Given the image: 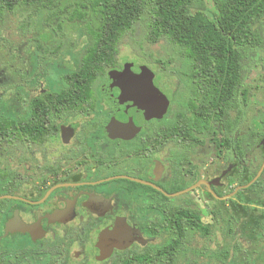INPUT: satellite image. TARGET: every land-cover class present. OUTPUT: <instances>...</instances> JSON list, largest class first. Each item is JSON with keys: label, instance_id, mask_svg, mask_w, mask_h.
<instances>
[{"label": "flooded vegetation", "instance_id": "obj_1", "mask_svg": "<svg viewBox=\"0 0 264 264\" xmlns=\"http://www.w3.org/2000/svg\"><path fill=\"white\" fill-rule=\"evenodd\" d=\"M255 56L233 77L183 61L169 83L128 64L151 72L150 93L169 101L162 118L146 121L136 105L104 94L109 75L122 83L128 66L66 108L64 78L45 87L31 65L11 124L0 126V264H264ZM112 227L125 229L129 247L99 246Z\"/></svg>", "mask_w": 264, "mask_h": 264}, {"label": "trees", "instance_id": "obj_2", "mask_svg": "<svg viewBox=\"0 0 264 264\" xmlns=\"http://www.w3.org/2000/svg\"><path fill=\"white\" fill-rule=\"evenodd\" d=\"M211 2L212 9L205 0H0V15L31 9L41 21L38 26L50 30L34 37L31 45L36 77L44 75L49 59L63 49L51 39L70 38L74 30H81L87 47L77 69L63 77L61 93L67 108L75 101L74 93L80 104L89 100L96 80L117 68L123 36L145 15L151 19L152 43L165 39L188 59L208 63L214 75L235 76L234 70L251 50L264 53V0ZM73 78H79L76 89ZM10 124L9 114H0V126Z\"/></svg>", "mask_w": 264, "mask_h": 264}, {"label": "rangeland", "instance_id": "obj_3", "mask_svg": "<svg viewBox=\"0 0 264 264\" xmlns=\"http://www.w3.org/2000/svg\"><path fill=\"white\" fill-rule=\"evenodd\" d=\"M212 9L211 0H205ZM33 11L19 8L14 13L6 12L0 15V114H8L13 109V100L24 98L28 72L31 69V54L34 50L32 42L37 35L51 33L41 28L39 17H34ZM151 19L145 15L134 28L126 33L120 44L117 56V67L130 63L145 65L152 70L160 71L165 83L170 82L172 68H177L183 61H190L182 50L162 39L157 43L149 40ZM52 42L62 43L59 55L50 58V64L44 75L45 87L56 85L58 78H63L69 71L77 69L80 59L87 47V40L82 37L81 30H74L70 38H55ZM29 45L31 49H29ZM55 58V59H54ZM264 53H257L253 62L256 67L252 76L257 78L259 87L264 88ZM177 64V65H175ZM172 70V71H171ZM258 90L259 92H262ZM260 96V94H259ZM258 96V97H259ZM261 98L259 97V100Z\"/></svg>", "mask_w": 264, "mask_h": 264}, {"label": "water", "instance_id": "obj_4", "mask_svg": "<svg viewBox=\"0 0 264 264\" xmlns=\"http://www.w3.org/2000/svg\"><path fill=\"white\" fill-rule=\"evenodd\" d=\"M128 66L125 72V77L122 83L117 81L115 73H111L110 83L111 86L104 90V94L114 101L116 97H122L128 100L131 104L136 105L139 111L146 113V115L139 117L146 121L148 117L162 118L167 110L169 101L166 97L162 96L159 91L150 93V87L153 86L154 75L142 69L140 73H135L131 65ZM147 70V69H146ZM156 102V103H155ZM153 103H155L153 105ZM137 119V123L142 122ZM112 242L114 246L125 249L129 247L131 238L127 237L125 229L112 227L105 230L99 237V246Z\"/></svg>", "mask_w": 264, "mask_h": 264}]
</instances>
